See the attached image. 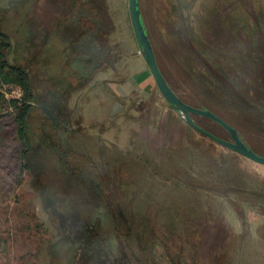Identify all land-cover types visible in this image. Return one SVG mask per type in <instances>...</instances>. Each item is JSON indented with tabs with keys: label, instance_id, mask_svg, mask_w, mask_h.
<instances>
[{
	"label": "rangeland",
	"instance_id": "obj_1",
	"mask_svg": "<svg viewBox=\"0 0 264 264\" xmlns=\"http://www.w3.org/2000/svg\"><path fill=\"white\" fill-rule=\"evenodd\" d=\"M9 1L0 0V8ZM69 1L33 0L29 7L28 21L42 49L31 61L33 84L37 93L43 95L40 101L44 103L48 99L58 100L57 87L70 70L71 63L62 54L66 51V55L68 46L62 50L61 37L53 38L45 47L58 16L66 15ZM186 1L189 3V0H140L159 68L185 103L222 118L254 153L264 157V0H196L201 7L197 15L188 8L183 10ZM95 6L106 10L110 45L116 47L109 57L114 56L115 63L82 81L83 87L72 93L66 114L68 124L66 120L62 123L76 132L74 149L87 150L100 168L107 166L102 178L108 194L115 202V210L126 213L127 234L135 237L129 240L125 260L131 264H264L263 165L235 151L241 163L219 158L216 165L209 162L206 167L209 184L205 185L208 191L199 190L202 193L194 195L198 201L190 204L184 200L187 195L174 188L176 185L165 187L162 178L153 179L147 172L130 170L135 162H143L145 154L166 144V136L165 142H171L170 145L174 141L179 145L181 138H188L185 130L174 127L172 120L167 119L169 107L157 85L152 93L139 87L143 75L149 76L151 72L136 41L129 0H96ZM203 36L208 43L213 41L214 47L202 48ZM199 50L204 53L199 54ZM20 52L18 48L16 58L21 57ZM210 67L217 69L231 85L219 79ZM19 91L13 85L0 88L6 100L20 99ZM12 113L14 110L9 106L0 104V264H49L46 250L56 233L42 208L32 176L21 167V147L9 117ZM178 115L182 121V114ZM164 118L171 126H164ZM193 119L216 136L231 140L217 123L199 115H193ZM34 123L39 124L37 120ZM158 127L166 129L159 131ZM96 140L105 144V149L98 147ZM52 166L48 159L42 160L40 168L45 175L46 190L61 194ZM122 166L128 170L127 180H120ZM128 180L133 183L132 190L141 188L142 205L136 191L126 188ZM216 185L219 192L226 193L223 223L218 222L212 196L207 204L204 195L218 193ZM132 194L136 198L134 203L130 201ZM141 208L153 219L160 215L164 224L176 226V232L168 227L163 229L164 225L161 240H150L152 236L140 215ZM166 235L173 247L172 255L166 251ZM95 260L100 264L105 261L100 256Z\"/></svg>",
	"mask_w": 264,
	"mask_h": 264
},
{
	"label": "trees",
	"instance_id": "obj_2",
	"mask_svg": "<svg viewBox=\"0 0 264 264\" xmlns=\"http://www.w3.org/2000/svg\"><path fill=\"white\" fill-rule=\"evenodd\" d=\"M31 1L33 0H23L19 3L18 0H10L6 7L0 8V88L13 85L20 90L21 95L20 99L6 100L3 93H0V104L14 110L9 117L14 122L16 138L21 147V167L32 176L42 208L56 233L54 241L46 250L50 259L49 264H100L95 260L99 256L105 259L102 264H131V261L125 260L124 255H127L129 240L135 237L127 234L124 228L126 213L115 210V202L108 194L107 183L102 178L103 174L106 175L104 170L107 166L100 168L87 150L74 149L72 141L77 138L76 132H71L66 127L67 119H69L66 114L72 93L79 87H83L84 79L105 68H110L115 63V57H109L110 53L115 52L116 47L110 45L111 41L107 32L109 29H106L104 18L106 10L102 6L96 7V0H70L66 15L58 16L51 38L46 42L45 47L50 45L53 38L61 37L62 50H65L66 45L68 46L66 55V51L62 54L71 64H68L70 70L64 80L65 83L57 87L58 100L48 99L49 102L44 103L40 101L43 95L37 93L33 84L31 61L42 49H39L28 21ZM192 1L184 2L183 10L188 8L191 14L193 12L197 15L201 8L200 3L196 0ZM142 14L144 18L143 10ZM202 33L207 32L202 30ZM202 38L203 41L200 40L204 44L202 48L209 50L213 46V41L208 43L204 36ZM71 45L75 47L69 49ZM190 45L194 47L192 42ZM18 48L21 51L20 58L15 57ZM193 49L196 53L197 49ZM198 52L204 53L200 50ZM210 69L225 84L231 85L219 75L217 69L213 67ZM68 78L70 82L66 84ZM155 85L153 76L144 74L139 87L152 93ZM154 97L156 99V95ZM166 104L169 107V111L166 112V115H169L167 119L172 120L174 127L181 131L185 130L188 139L181 138L179 145L175 141L170 145L171 142H165L168 141L166 136L164 140L166 144L162 143L161 148L159 145L155 151L145 154L143 162H135V167L132 166L130 170L135 173L147 172V175L153 179L162 178L165 187L176 185L174 188L182 195H187L184 200L190 204L198 201L199 198L194 195L202 193L199 190L208 191L205 185L209 184L206 174L209 162L216 165L215 161L219 158L221 161L232 159L241 163L239 159L241 157L196 131L185 119L182 118L181 121L179 112L168 103ZM43 108H47L52 117L45 113ZM34 120H37L39 124L36 125ZM63 120H66L65 124L62 123ZM165 122L164 118V126H171ZM175 122L178 126H175ZM164 129L166 127L159 128V131ZM96 144L101 149H105V144L100 142ZM44 159L52 162L51 172L57 184L58 182L60 184L61 194L53 190L47 193L45 175L40 168ZM121 170L120 180H127L125 178L128 176V170L124 166ZM109 172L107 174H110ZM132 184L128 180L126 188L131 189ZM216 186L218 193H204V195H206V201L212 196L214 200L212 207L216 217L219 218L218 222L223 223L227 201L224 194L226 193L219 192V185ZM132 191H136V197L139 196L140 203L141 188ZM202 196L199 197L203 198ZM134 199H136L135 194H132L131 203L135 202ZM140 204L139 206L142 207ZM149 208L150 206L147 205V209ZM261 213L264 215L262 206ZM141 214L150 230L152 236L150 240H161L159 237L163 235L162 227L166 225L162 221L164 219L161 220L160 215L159 218L153 219L152 215L145 213L142 208ZM167 227L174 233L177 230L176 226L169 225L163 229ZM178 231L182 232L180 229ZM167 236L162 239L166 241L164 243L166 251L172 255L170 250L173 247Z\"/></svg>",
	"mask_w": 264,
	"mask_h": 264
},
{
	"label": "water",
	"instance_id": "obj_3",
	"mask_svg": "<svg viewBox=\"0 0 264 264\" xmlns=\"http://www.w3.org/2000/svg\"><path fill=\"white\" fill-rule=\"evenodd\" d=\"M129 14L132 22V27L134 28V34L138 45L140 47L141 55L143 56L155 82L158 87L159 92L161 93L164 100L171 105L175 111L182 114L185 121L193 127L196 131L201 133L202 135L214 140L219 145L228 148L232 151L242 154L246 158L251 161L261 164L264 166V157L260 156L253 152L244 141L240 138L237 131L225 122L222 118L217 116L211 111L193 107L187 103H185L172 89V87L168 84L164 75L162 74L155 51L147 31V27L144 22L140 0H129ZM45 113L52 117L51 113L47 108H43ZM193 115L203 116L218 125H220L223 129H225L230 135L231 140H224L215 134L209 132L208 130L199 126L195 120L193 119Z\"/></svg>",
	"mask_w": 264,
	"mask_h": 264
},
{
	"label": "built area",
	"instance_id": "obj_4",
	"mask_svg": "<svg viewBox=\"0 0 264 264\" xmlns=\"http://www.w3.org/2000/svg\"><path fill=\"white\" fill-rule=\"evenodd\" d=\"M19 96H21V95H20V92H19Z\"/></svg>",
	"mask_w": 264,
	"mask_h": 264
},
{
	"label": "bare ground",
	"instance_id": "obj_5",
	"mask_svg": "<svg viewBox=\"0 0 264 264\" xmlns=\"http://www.w3.org/2000/svg\"><path fill=\"white\" fill-rule=\"evenodd\" d=\"M207 119V118H206Z\"/></svg>",
	"mask_w": 264,
	"mask_h": 264
}]
</instances>
